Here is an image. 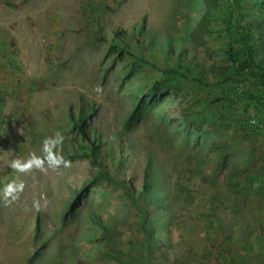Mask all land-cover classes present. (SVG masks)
I'll return each mask as SVG.
<instances>
[{
  "label": "rangeland",
  "instance_id": "374dc122",
  "mask_svg": "<svg viewBox=\"0 0 264 264\" xmlns=\"http://www.w3.org/2000/svg\"><path fill=\"white\" fill-rule=\"evenodd\" d=\"M215 2L0 0V188L25 185L15 200L0 192V264H222L220 255L227 264L239 252L236 264H264L261 194L220 205L218 217L210 202L211 193L230 197L227 166L250 167L252 179L264 174V107L221 99L261 89L253 75L236 82L244 77L227 48L243 26L264 21V0ZM205 16L209 31L193 38ZM166 43L185 51L191 71ZM159 45L166 51L150 48ZM210 66L230 67L236 80H198ZM139 103L141 114L130 120ZM82 108L85 134L72 120ZM57 131L70 168L21 174L10 167L42 155L44 138ZM151 179L153 192L145 194ZM231 235L232 254L219 244Z\"/></svg>",
  "mask_w": 264,
  "mask_h": 264
},
{
  "label": "trees",
  "instance_id": "16d2710c",
  "mask_svg": "<svg viewBox=\"0 0 264 264\" xmlns=\"http://www.w3.org/2000/svg\"><path fill=\"white\" fill-rule=\"evenodd\" d=\"M210 1L216 3L215 0H210ZM261 1L262 0H256V5L257 6L260 5ZM212 8L213 7L211 6L209 7L210 12H212L213 10ZM259 13L261 14L264 13L263 4L262 6L260 5L259 7ZM234 17H235V14L231 12L230 15L227 16L226 22L232 23L230 19L232 20V18ZM208 22L209 21L206 16L200 20V22L198 23L194 31L193 38L198 39V36L204 35L206 32L209 31ZM132 35H133L132 38L135 41H137L138 43L137 45L146 46V44L143 43L142 41L143 40L142 35L138 36L137 32H134ZM114 38H117L118 40H121V41H125L124 37L121 35L120 32H117V33L115 32ZM117 39H114V40H117ZM130 39L126 40V46H128L127 42H129ZM151 42L153 45H156L155 43H153V41ZM166 45H167V51L163 48H160V45L156 47L150 46V48L152 50L160 49L161 51H166L169 56L174 57L176 60H178V62L180 61V63H178V66H181L182 68H186L187 70L191 71V68L193 65L192 60H190L184 55L185 51L181 50L180 53H176V52L174 53L173 52L174 49H172L173 45L171 43H166ZM227 54L230 60L232 61L233 65L237 67L236 72L239 75L243 76L244 79H242L241 81H237L236 77L232 76L228 78L231 74L230 67L210 66L208 68H204L205 71L201 73V76L198 77V80L203 81L202 78L206 76L208 77L213 76L215 79L214 83L216 82L219 83V80H221L222 82L223 79L228 80L231 78L232 80H236V82H244V80L250 77V75H253L254 77H258L260 85H261V89L259 91L252 92V93L245 92L241 95H238L236 93L235 97L230 96V95H225L221 97V99L227 100L229 103H236L238 99L245 97V98H249L250 100H253L258 105L264 107V21L259 24L258 28L251 26V25L248 27L243 26L241 31L239 32L238 37L232 36L229 39ZM165 70L170 73H174V74L178 73V70L176 69L175 66L166 67ZM205 82H207V80L203 81V83ZM141 107H142V103H139L134 108L132 116L130 117V120L136 119V117H138L141 114ZM88 115L89 113H87L86 109L84 108H82L80 114L77 117L76 115L72 114L73 124L77 127V129L82 131L83 134H85L84 128H85L86 122L88 121ZM185 119L189 125L197 126L199 130H201L202 126L195 125L196 121L192 119L190 115L185 114ZM253 128H256L254 129V132H257L258 126L257 127L253 126ZM148 167H149L150 173L146 177V180L147 179L150 180V176L152 174L151 170L153 171V165L151 163V160L148 161ZM250 173H251L250 167L242 168L240 167V165H236V164H234L233 166H227V172L224 175L223 184L227 188L228 194L230 195V197L226 198L225 200L221 194L211 193L210 202L213 208L212 215L218 217L217 209L220 207V205H223V204L225 205L226 202H230L233 204L234 201L237 202L242 197H251V196L261 194V197L264 200V174L259 175L256 179L254 178L252 179L250 176ZM103 174L109 177L107 173H103ZM154 184H156V180L151 179V183L149 185L146 184L144 186L143 192L145 194L147 193L151 194L153 192ZM128 187L131 192V195L135 198L134 193H133L134 188L131 185H129ZM156 197L157 198H155L154 195H150V198L155 199V202L159 203V200L161 197L158 195H156ZM144 212L147 215V212L146 211ZM143 228H144V234L146 238L148 239V242L151 244L153 243V241H156L154 240V234L150 231V228H148L146 221L143 223ZM38 229H39V225L37 227V230ZM230 238L228 240H225L224 242L219 241V244L220 246L223 247V250L225 252L228 250L227 253L232 254L234 253L232 252V248H233L232 244L234 243V236L231 235ZM239 242L243 244L241 246H245L244 245L245 238L240 237ZM246 246L251 250L254 249L253 245L250 242H247ZM239 255L240 257L239 258L237 257V259L238 260L243 259V253L239 252ZM220 257L222 258V264H226L225 255H220ZM232 258L233 259H231L227 264H230V262L231 264H236V262L241 263L235 259L236 258L235 256H233ZM29 260H31V257L29 258ZM29 264H31L30 261H29Z\"/></svg>",
  "mask_w": 264,
  "mask_h": 264
},
{
  "label": "clouds",
  "instance_id": "9594fccd",
  "mask_svg": "<svg viewBox=\"0 0 264 264\" xmlns=\"http://www.w3.org/2000/svg\"><path fill=\"white\" fill-rule=\"evenodd\" d=\"M64 136L61 132L57 131L53 136L45 137L42 142V155H37L32 152L26 159L17 158L10 163V167L18 173H29L33 169L41 172H47L48 169L58 171L61 168H70L72 161L66 159L62 154V145ZM24 183L13 180L7 185L0 188L5 200H15L19 198V194L24 190ZM33 207L41 210L39 201L33 202Z\"/></svg>",
  "mask_w": 264,
  "mask_h": 264
},
{
  "label": "built area",
  "instance_id": "2783aa9c",
  "mask_svg": "<svg viewBox=\"0 0 264 264\" xmlns=\"http://www.w3.org/2000/svg\"><path fill=\"white\" fill-rule=\"evenodd\" d=\"M12 71H13L15 74H18V69H17V68L12 69Z\"/></svg>",
  "mask_w": 264,
  "mask_h": 264
}]
</instances>
